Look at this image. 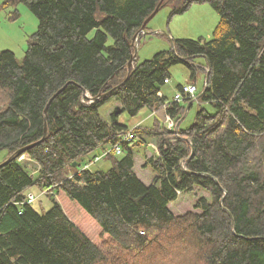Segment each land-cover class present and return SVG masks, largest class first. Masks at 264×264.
Wrapping results in <instances>:
<instances>
[{
	"label": "trees",
	"instance_id": "trees-1",
	"mask_svg": "<svg viewBox=\"0 0 264 264\" xmlns=\"http://www.w3.org/2000/svg\"><path fill=\"white\" fill-rule=\"evenodd\" d=\"M201 2L219 14L211 39H172L127 68L132 37L157 5L173 16ZM19 3L38 26L21 59L0 50V150L9 158L0 162V264H264V0H2L15 14ZM200 56L208 82L196 100L214 111L200 105L189 127L168 129L166 115L177 123L186 106L161 86L178 63L195 81ZM110 99L116 106L101 117ZM143 107L152 125H135L115 157L112 145L129 131L120 115ZM147 142L155 153L142 164L132 147ZM106 143L100 155L112 166L81 168ZM23 154L40 166L35 176ZM33 187L60 190L108 239L94 243L53 199L38 212L39 193L26 202ZM182 196L193 209L178 213L171 205Z\"/></svg>",
	"mask_w": 264,
	"mask_h": 264
},
{
	"label": "rangeland",
	"instance_id": "rangeland-1",
	"mask_svg": "<svg viewBox=\"0 0 264 264\" xmlns=\"http://www.w3.org/2000/svg\"><path fill=\"white\" fill-rule=\"evenodd\" d=\"M17 14L14 13V7L2 6V0H0V50L12 51L16 58L21 59L28 43L29 36L37 30L38 19L29 8L19 3L15 7ZM171 6L170 4L163 5L159 8L156 14L147 22L145 30L141 33V36L135 41L134 49L136 50L135 60L136 62L143 61L153 56L158 51L167 50L172 45V39L178 38H198L211 39L213 30L219 20V14L207 3H192L187 10L182 13L170 16ZM95 30L90 31L88 36H91ZM111 43V39H108ZM195 65H199L195 74V82L197 85L196 95L202 89L205 71L203 70L205 60L204 57H195L192 61ZM170 77L168 83L165 82L161 86V91L168 101L174 100L173 96L178 91V85L186 84L190 79V70L183 64L178 63L172 65L169 68ZM182 105H187L183 99H181ZM206 107L210 112L214 111L213 106L208 103H199L196 99L193 100L192 105L186 110L183 119L180 122V129L189 127L195 118V114L199 106ZM116 106V102L113 99L108 100L99 108V114L101 117H107L108 113ZM120 122L125 124L129 130L135 125L142 124L151 126L153 116L151 110L147 107H143L139 112L130 116L127 112H123L120 117ZM103 146L109 148V144H103L95 148L89 154L83 156L80 160L81 166L88 164L90 170H107L112 166V160L108 157H102ZM154 144L152 142L139 143L132 147L136 156L141 155L147 148L155 153ZM99 156L98 159L90 162V158L93 155ZM6 155L5 150H0V162ZM124 155V152L115 154V157L120 158ZM19 163L25 167V169L33 176H35L40 166L33 161L28 155L23 154L19 157ZM140 171V175L145 176L143 169L137 167ZM151 172L150 168H147ZM146 170V171H147ZM35 195L39 193V190L35 187L30 190ZM48 196L45 194L39 195L33 207L38 212H45L51 206V200L58 202L66 215L71 221L85 233L94 243L101 245L104 240L108 239V235L103 233L101 227L86 211L82 209L76 202L70 200L60 190L55 188H49ZM194 198L190 196H182L177 203L171 205L172 209H176L178 213L193 209ZM188 258V257H187ZM186 258V259H187ZM157 264V263H155Z\"/></svg>",
	"mask_w": 264,
	"mask_h": 264
},
{
	"label": "built area",
	"instance_id": "built-area-1",
	"mask_svg": "<svg viewBox=\"0 0 264 264\" xmlns=\"http://www.w3.org/2000/svg\"><path fill=\"white\" fill-rule=\"evenodd\" d=\"M167 81H168L167 79L164 80V82H167ZM196 92H197V87L194 83H186V84L181 85V87L178 89V91L174 94L173 98H174V101H177V102H179L181 99H185V98L195 100L196 99L195 98ZM165 125L168 129H175L176 123L169 115H166ZM133 138H134L133 131L129 130L128 132H126L125 134L122 135L120 141H118L112 145L111 149L114 150L116 153H120L121 152L120 142L121 141L130 142L133 140ZM105 152H107V151L105 150ZM98 158H99V156L96 157L95 160ZM81 168L87 169L88 164L82 165ZM48 191H49L48 188L42 189V190H40L39 195L46 194ZM35 199H36V195L33 192L30 191L27 193V198H26L27 203H32Z\"/></svg>",
	"mask_w": 264,
	"mask_h": 264
},
{
	"label": "water",
	"instance_id": "water-1",
	"mask_svg": "<svg viewBox=\"0 0 264 264\" xmlns=\"http://www.w3.org/2000/svg\"><path fill=\"white\" fill-rule=\"evenodd\" d=\"M159 5H157L156 7H155V9L152 11V13L150 14V15H148L146 18H145V20L143 21V23H142V25H141V27H140V29H138L137 31H136V33L134 34V36L132 37V42H131V44H132V46H133V52H132V54H131V57H130V59L128 60V62H127V68L128 69H130L131 67H132V64L134 63V58H135V55H136V50L134 49V44H135V41L138 39V37H139V35L141 34V33H143V31L145 30V27H146V24H147V22L156 14V12L159 10ZM139 40V39H138ZM173 46V45H172ZM208 67H206V71H207V74H206V76H205V79H204V87H203V89L201 90V93L205 90V88H206V86H207V82H208ZM189 108V105H186V110ZM44 112H45V110H44ZM185 113H186V111H185ZM185 115V114H184ZM184 115L181 117V119L176 123V125H175V129L174 130H176L177 129V127H178V125H179V123H180V121L183 119V117H184ZM45 135H46V123H44V132H43V136L41 137V139L39 140V141H37V142H40V141H42L43 139H44V137H45ZM32 145V144H31ZM31 145H28V146H25V147H23V148H21V149H19L18 151H17V153L16 154H20V153H22L23 151H25L29 146H31ZM9 159V158H8ZM8 159H6L5 161H7ZM5 161H3V162H5ZM2 162V163H3ZM2 163H0V164H2Z\"/></svg>",
	"mask_w": 264,
	"mask_h": 264
},
{
	"label": "crops",
	"instance_id": "crops-1",
	"mask_svg": "<svg viewBox=\"0 0 264 264\" xmlns=\"http://www.w3.org/2000/svg\"><path fill=\"white\" fill-rule=\"evenodd\" d=\"M205 60V59H204ZM205 69H206V65L204 64V68H203V70L205 71ZM195 80V79H194ZM168 83V82H167ZM187 83H194L195 85H196V82L195 81H187ZM204 83V82H203ZM196 87H197V85H196ZM162 92V91H161ZM197 97H198V95H196V99H197ZM152 115V114H151ZM110 148V147H109ZM108 148H106V147H104L103 146V150H107ZM133 150V149H132ZM136 155V154H135ZM152 155V151L151 150H149L148 148L146 149V150H144V152L141 154V155H138L137 156V158L139 159V161L142 163V164H144L145 163V159L147 158V157H149V156H151ZM146 169L148 168V167H145ZM149 173H148V175H149V177H150V179H152V176H153V173H152V171L150 172V171H148Z\"/></svg>",
	"mask_w": 264,
	"mask_h": 264
},
{
	"label": "bare ground",
	"instance_id": "bare-ground-1",
	"mask_svg": "<svg viewBox=\"0 0 264 264\" xmlns=\"http://www.w3.org/2000/svg\"><path fill=\"white\" fill-rule=\"evenodd\" d=\"M187 99V98H186ZM245 157V156H244ZM246 179V178H245ZM133 238V237H132ZM128 241V240H127ZM122 242V241H121ZM131 243V242H130Z\"/></svg>",
	"mask_w": 264,
	"mask_h": 264
}]
</instances>
